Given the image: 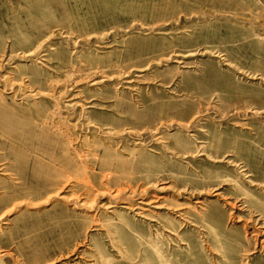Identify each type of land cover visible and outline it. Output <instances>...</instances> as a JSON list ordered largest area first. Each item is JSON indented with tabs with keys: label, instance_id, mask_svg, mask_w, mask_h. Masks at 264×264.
I'll return each instance as SVG.
<instances>
[{
	"label": "rangeland",
	"instance_id": "rangeland-1",
	"mask_svg": "<svg viewBox=\"0 0 264 264\" xmlns=\"http://www.w3.org/2000/svg\"><path fill=\"white\" fill-rule=\"evenodd\" d=\"M0 264H264V0H0Z\"/></svg>",
	"mask_w": 264,
	"mask_h": 264
},
{
	"label": "bare ground",
	"instance_id": "bare-ground-1",
	"mask_svg": "<svg viewBox=\"0 0 264 264\" xmlns=\"http://www.w3.org/2000/svg\"><path fill=\"white\" fill-rule=\"evenodd\" d=\"M142 203H143L144 205H150V204H151L150 202L143 201V200H142Z\"/></svg>",
	"mask_w": 264,
	"mask_h": 264
}]
</instances>
